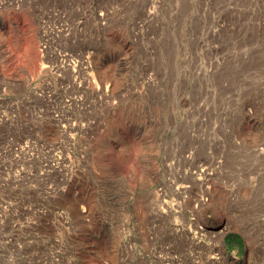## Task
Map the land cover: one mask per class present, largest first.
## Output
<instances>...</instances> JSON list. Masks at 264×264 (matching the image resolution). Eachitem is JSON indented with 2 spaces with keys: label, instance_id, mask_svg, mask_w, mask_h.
<instances>
[{
  "label": "rangeland",
  "instance_id": "1",
  "mask_svg": "<svg viewBox=\"0 0 264 264\" xmlns=\"http://www.w3.org/2000/svg\"><path fill=\"white\" fill-rule=\"evenodd\" d=\"M0 264H264V0H0Z\"/></svg>",
  "mask_w": 264,
  "mask_h": 264
},
{
  "label": "bare ground",
  "instance_id": "2",
  "mask_svg": "<svg viewBox=\"0 0 264 264\" xmlns=\"http://www.w3.org/2000/svg\"><path fill=\"white\" fill-rule=\"evenodd\" d=\"M239 137H241V136H239ZM242 139V138H241ZM239 140V139H238ZM240 141H243V139L242 140H240ZM259 151V150H258ZM263 151V150H262Z\"/></svg>",
  "mask_w": 264,
  "mask_h": 264
}]
</instances>
